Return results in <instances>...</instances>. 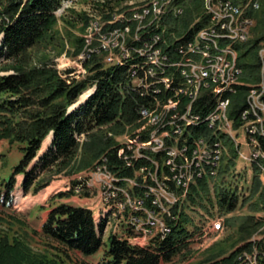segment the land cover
I'll list each match as a JSON object with an SVG mask.
<instances>
[{"label":"trees","instance_id":"trees-1","mask_svg":"<svg viewBox=\"0 0 264 264\" xmlns=\"http://www.w3.org/2000/svg\"><path fill=\"white\" fill-rule=\"evenodd\" d=\"M63 1L66 0H0V141L6 140L10 145L19 146L22 154L10 175L7 178H0V205L3 207L13 205V192L18 183V176L23 177L21 187L25 195L38 194L57 177L81 173L93 166L103 155L107 156L109 167L115 173L125 177L133 174L130 165L124 164L118 156L120 146L107 134L120 133L128 126L134 129L141 126L140 106L147 104L153 95L144 94L141 89L145 88L133 89L130 86V64L105 65L100 61L101 54L95 53L83 63L86 70L84 76L77 75L73 69L58 68L55 58L64 54L66 45L64 41L62 42L61 33L57 28L62 18L59 19L56 15ZM125 1L127 0L98 2V9L104 10L102 18L107 22L105 29L110 27L108 22L116 14L114 10ZM189 1L191 0H174V4L182 7ZM128 8L122 6L119 10L126 11ZM120 13L122 12L118 14ZM80 16L84 21L81 31L85 32L90 24V18H87L86 13ZM254 16L257 19L253 29L254 37L238 46L239 65L243 70L241 77L245 84L239 86L233 95L234 105L230 110V116L239 120L237 126L241 124L240 112L246 106L249 85L258 83L261 76L258 47L264 37V7L254 13ZM171 20L173 24L170 25V31L179 33L175 25L178 18ZM68 23L74 26L73 22ZM137 23L128 25L131 30L126 34L127 39H133L137 34L135 29ZM206 23L207 18L202 10L195 26L186 35L181 36L184 41L174 42L176 46H184ZM67 27L71 29V26ZM159 34H162V27L150 28L151 37ZM142 35L149 40V34ZM86 41L82 36L74 38V49L70 57H78ZM144 41L143 38V45ZM135 45L142 47L141 39H135ZM47 53H53V56ZM67 53L69 52H65ZM168 55L169 58H173L171 53ZM170 80L169 89H166L164 83V92H171L180 78ZM160 87L163 89L162 85ZM91 88H95L94 93L77 107L80 97ZM210 99L206 96L198 99L194 108H191V114L196 108L197 113L194 117L204 116L215 103L213 96L211 104L203 108ZM183 106L184 104H181L180 107H176L180 108L179 115H184L187 111V108H182ZM161 111L165 112L161 108L157 110L160 113ZM172 116L173 112H169L165 123L172 120ZM142 121L145 123L146 120ZM167 126L168 123L166 128ZM197 129L194 128L191 135L199 136V129L204 128L197 126ZM149 134L150 131H144L142 140H146ZM49 136L52 137L51 144L44 150L45 141ZM98 137L100 138L96 139ZM226 143L230 157L226 165L221 167L220 175L236 165L234 144L230 138L226 139ZM77 183L78 181L74 186ZM216 192L217 203L226 212H233L239 202L237 190L234 191L227 185L225 187L218 185ZM70 193L74 194V190ZM69 195L60 193L57 196ZM208 195L206 183L199 182L191 191L190 201L193 205L195 202L202 205V199L205 200V196ZM253 197H258V201L252 204L253 209L264 210V188L257 176L254 177L249 199ZM148 205H151V202ZM17 216L8 215L13 221L17 219L20 221ZM173 216L175 214L172 211L171 218ZM246 219L250 221L247 229L253 231L259 227L252 218ZM6 221L0 217V226H4ZM172 222L171 233L167 237H159L162 241H156L149 247L133 246L113 234L108 236L105 243L104 224L96 223L92 210L60 203L50 208L41 231L42 238L52 249L59 252L56 254L59 260L55 262V259L47 261L46 258H38L32 251L27 233L23 230L14 235L0 232V264H63L65 260L62 254L79 252L91 256L98 253L104 245V264L170 263L175 256L187 252L188 240L191 237L186 230L188 220L185 213H182L179 221ZM23 223L22 221L20 227ZM262 242L261 247H264ZM249 247L247 241H244L229 253L221 251L214 256H207L196 264H237L239 253ZM260 255H264V248H260Z\"/></svg>","mask_w":264,"mask_h":264},{"label":"built area","instance_id":"built-area-1","mask_svg":"<svg viewBox=\"0 0 264 264\" xmlns=\"http://www.w3.org/2000/svg\"><path fill=\"white\" fill-rule=\"evenodd\" d=\"M71 0L65 1L62 12ZM180 5H173V0H153V3H144L140 8L132 9L126 15H120L118 19H112L111 29H103V25L88 26L84 35L85 40L108 36V45L103 48L92 47L86 57L93 54H105L103 61L106 64L114 65L118 60H125L134 54L150 52V68H153V76H145V71L134 70L129 72L130 82L144 80L145 89H141L144 94H151L153 97L147 104L140 106V116L150 118V125H142V130L126 141L118 151V156L124 164L130 165L134 170V176L128 177V182H142V192H123V184H118V175L112 172L107 164V158L101 165H95L82 180L81 186L77 189L81 192L84 189L97 192L102 206L112 205L117 207L123 217L131 220L136 226L144 227V234L138 238H146L151 241L154 238L162 237L170 229L168 221H176L171 218V211L177 207V203H183V187H191L192 173H200V180L204 178V171H212L216 168V157H208V149L217 148L218 138L214 136L212 128V142H205L202 137V144L196 147L180 146V138L188 137L187 126L189 122H194L196 108L191 117L176 114V104L178 101H185L187 91L185 81L195 80V85L202 86V97L211 99L203 108L211 104L213 94L216 91H224L229 94V79L236 78L239 74L237 68L236 53L227 56H215L213 59H205V56L193 57L188 55V48L192 46H175L173 48V58L161 56V43L166 39L167 21L179 17ZM256 10V0H215L213 10L207 11L206 15L215 16L223 23V30H206V36H212L217 45L221 34H237L244 37V33L253 31L254 22H250V15H254ZM133 22H142L141 34H149V41L144 47H137L134 39H126L125 29ZM162 27V35L158 37L150 36V28ZM84 57V58H86ZM78 59L83 63V59ZM178 58H186L191 61V68H180ZM171 78L182 79L181 87H172V92H164V83H169ZM219 79V89L209 90V80ZM160 85L163 86L161 89ZM168 103L169 112H173L172 124L167 126L158 135H152L150 140H142L144 131H151V123L156 119H151V110L159 109V104ZM250 103L252 109L255 106H264L261 102V95L253 94ZM215 120H219L222 126H226L222 120V107ZM245 132L240 133L242 144L255 150H261L260 143H256L254 135L250 133L251 124H261L264 128V113H260V120L251 119V113H244ZM171 131L179 132V139L172 145H163V136ZM135 151H142V158H135ZM146 153H153V160H146ZM158 185H165L164 197L167 200V210L160 211V217H152V209H147L146 200L149 198L148 189H156ZM155 218H163L165 227L155 226ZM220 217L208 220L206 227L200 231V235L206 238L214 229L218 227ZM261 221V215H258ZM128 237V236H127ZM127 239V238H126ZM261 240L252 241L249 250H243L238 257V264H264V255H260Z\"/></svg>","mask_w":264,"mask_h":264},{"label":"rangeland","instance_id":"rangeland-1","mask_svg":"<svg viewBox=\"0 0 264 264\" xmlns=\"http://www.w3.org/2000/svg\"><path fill=\"white\" fill-rule=\"evenodd\" d=\"M74 1L75 0H71L68 4H66V7L63 9V11L58 12V15H57L59 19L62 18L59 21L57 28L59 29L61 33L62 42L64 41L66 45L64 49V54L60 57L55 58V62L58 65V68L61 70L73 69L75 70V73L77 75L81 74V76H84L86 74H84V71H82L83 69L81 68L80 62L77 61L74 57H70L71 56L70 54H72L73 49H74V38L81 37L82 34L87 32V30L85 32L81 31L84 21L80 15L84 13L87 14L88 16L87 18H90V26L103 25V29H105L104 27L106 23H104L105 21L102 18V13L104 10L98 9L97 7V5L99 4L98 2H100L101 0H77L75 2ZM146 1L147 0H127L121 3L120 6L116 8V10H114L116 14L113 15V19H118L120 15L128 14L134 8H140V6H142ZM210 1L211 0H191L182 6L183 9L179 10L180 17L175 22V25L179 29V33H176L175 31L171 32L170 28L173 24V20H166L168 22L167 23L168 31L166 33L167 43L163 42L165 45L163 47L168 46L167 47L168 53H171L173 55V48H175L176 44H172V43L183 40V37L181 36L186 35L195 26V24L198 22V20L201 17V13L203 9H204V15L207 18V23L204 27L206 29L208 28L211 15H206V12L212 11L209 9ZM256 1L259 2V7L256 8V10H254V13L259 12L264 7V0H256ZM173 5H175L174 0H173ZM122 6H127L129 8L126 11H120L119 9H121ZM66 8H67V11H65ZM119 12H122V13L118 14ZM250 20L251 22H254V26H253L254 28L257 23V19L254 15H250ZM68 21L73 22L74 26L70 25ZM108 23L110 26L108 29H111V22H108ZM67 25L71 26V29H69ZM204 27H202L203 29L201 28L200 30H198L199 32L196 31L198 32V35L200 34L202 30H205ZM135 29H136L137 34L141 33L142 22H138ZM253 36H254V31H253ZM251 37H252V34L248 33V36H247V39H245V42H247ZM143 38L145 39L144 41V45H145L148 43V39L144 35L141 34L140 37L135 38V39L136 40L141 39L142 46H144ZM193 39L194 38L191 37L189 41H192ZM107 45H108V36L90 38V41L89 40L86 41L85 47L81 55L78 57V59L86 57V54H88L89 51H91L92 47L103 48L104 46H107ZM67 51L69 53L65 54V52ZM47 54L50 56H53V53L51 54L47 53ZM258 55L261 61L260 80L256 84L249 85L247 98H246V106L244 107V110H241L240 112L241 114L247 111V109H249L250 106L252 105L250 101L253 98V94L261 95V99L264 98V37L259 43ZM88 59H90V57L84 58L83 62ZM236 60H237V67H239L241 72H239L236 78H234L235 81H233L234 82L233 85L236 87H239L245 84L242 82V77H241L243 74V70L239 65V51L237 52ZM129 64L133 68L140 66V62H137L136 60L129 62ZM114 65L119 66V63H115ZM136 88H140V87L138 85L133 86V89H136ZM87 91L85 93H87ZM236 92L237 90L231 91L229 95V101H227L226 103L227 109H226V114L224 117V122L230 125H232L231 121H234V119L229 116V113L232 108V105H234L232 103L233 95L236 94ZM201 95H202V90L201 91L199 90L198 96H201ZM187 104H190V103H187ZM163 105L168 106V103H161L159 105V108L160 106H163ZM79 106H80V103L77 105V107ZM178 107H180V105ZM255 107H258L259 109L262 108L261 113H264V106H255ZM258 108H255V109L257 110ZM161 110L166 111V115L163 119V116H164L163 111L157 114V117H158V120L156 121L157 124L155 122L151 123V125L154 127V128H151L152 129L151 136L158 135L159 131L164 130V125H166L164 120L165 118H167L169 109L161 108ZM176 114H180V108H176ZM154 116L152 117V119L154 118ZM184 117H189L188 113H185ZM142 119L146 120L143 125H150L149 118H142ZM172 121L173 120H170L168 122L170 123ZM237 123H239V120L236 121V124ZM141 129H142V126L140 127L139 130ZM134 130L136 131L134 132ZM139 130L138 128L134 129L133 127H130L129 129H126L125 131H122L120 133L112 132L111 134H107V136L113 137L115 140V144L118 143V145H123L126 141H129L133 137V135ZM243 132H244L243 129H240L237 133L234 132V130H232L231 134H233L234 137L237 138V137H240V133H243ZM169 134L170 132H168L167 134L163 136V142L165 139L169 137ZM149 136L150 135H148L146 140H148ZM99 138L100 137L96 139H99ZM50 144H51V141L46 142L44 145L45 147L44 150ZM226 150L227 152H225V155L228 154L227 145H226ZM136 153H138L139 156H142V151H136ZM237 153L239 157L238 150L236 152V155ZM21 157H22V154L20 153L19 146L10 145L8 141L6 140L0 141V178H7L10 175L13 166L19 162ZM149 157H150V154L146 153V160H148ZM229 157L230 156H228L226 160H224V162L222 163V168L226 165V162L228 161ZM78 158L80 159V156H78ZM104 159L105 157H103L101 161H99L96 165H101ZM236 160H237V156H236ZM246 167L250 170L248 166ZM242 169H243V165L240 164V159H239L238 161H236V165L234 168H231L225 174L220 175V178L216 180V182L212 183V189H210V194L208 196H205V200L202 199V202H203L202 205L196 204L195 201H194L195 202L194 205L192 202H189V204L186 205L187 206L186 214H187V220H188V223L186 225V230L189 232L190 235L194 236L196 233L200 235V231L204 227H206L208 220H209L208 218L211 216L224 217L225 228L223 224L222 229L211 232L206 238H203L202 236H198V237L194 236V240L189 243V247L185 254L175 256L170 263H163V264H196L200 262L201 260H203L204 258H206L207 256H214L221 251H224L223 253L225 252L229 253L232 251L233 248L243 243L244 241L249 242V241L261 240L263 241L262 244H264V226L261 229L260 227H257L253 231L247 229L248 228L247 224H250L249 223L250 221H247L246 218L250 217L255 222V220H257V215L264 214V210L255 211L253 209L252 204L258 201V197H253L252 199H249L251 189H248L247 192L246 190H243V189L241 190L240 188L238 189V186L240 187L241 185V181L244 180V178L248 177L245 171H242V173H240L239 170H242ZM78 174H75L73 176L63 175V176L57 177L55 179V182H52L50 186L40 191L38 194L29 193L26 195L24 194L22 187H21L22 182H23V177L18 176V183L15 188V191L13 192V196H14L13 205L11 207H3L0 205V217H2L3 220H7L8 222H10L8 224L6 223L7 221L4 222V226L7 228H4V226L2 227L0 226V232H7L10 235H14L24 230L27 233V238L29 240L32 251L34 254H37L38 258H46L47 261L55 259V262L59 260V258L56 257V254L59 252L55 249H52V247L48 245L47 241L41 236L42 225L45 223V221L48 218L50 208L60 203H67L71 205H80V204L87 205L88 200L86 198H89L90 205L94 204L95 200L97 201V198H95L93 194L91 195L87 194L85 196L86 198H81V197L76 196V194L70 193V190H73L74 184H76L77 182ZM118 178L122 179V182H125V183H134V182H128V177L118 176ZM136 183H137L138 190L141 188L143 189L142 182H136ZM218 185L219 187L220 186L225 187V185H227L232 190L234 191L237 190V196L239 197V202H238V205L236 206V209L233 212H229V213L226 212L225 209L222 208L219 205V203H217L218 201H217V196H216V193H217L216 189ZM50 188L52 189V192L46 195L45 192ZM164 190L158 186V192H161V191L164 192ZM151 191L152 192L156 191V189H151ZM60 193H69L70 195L64 196V197L57 196ZM184 196H187V193L183 192V197ZM107 206L108 205L102 206L100 215L101 217L105 218L108 225L113 227V230L116 234H121L122 237L127 238V239L132 237L131 240L133 241V243H138L137 244L138 246H140L139 245L140 243L141 245L149 244L150 241H147L146 238L137 239L136 238L138 237L137 234L135 233L129 234L128 233L129 227H128L127 222L125 223L124 227L121 230L117 231L116 230L117 219H115V217L118 216L119 214L117 210H115L114 211V213H116L115 216H113V214L110 212V216L106 215V217H104V211H105L104 208H106ZM9 214L18 215L17 218H20V221L18 219L16 221H13V219L8 217ZM22 221L24 222L22 225L23 227L22 226L20 227V225L22 224ZM261 221L264 223V215H261ZM11 222H14V224ZM109 232H110V228L108 227L107 230L104 231L105 243L107 242ZM62 257L65 260L63 264H104L103 263L104 249H101L98 253L91 255V256H85L79 252H70L67 255L62 254Z\"/></svg>","mask_w":264,"mask_h":264},{"label":"bare ground","instance_id":"bare-ground-1","mask_svg":"<svg viewBox=\"0 0 264 264\" xmlns=\"http://www.w3.org/2000/svg\"><path fill=\"white\" fill-rule=\"evenodd\" d=\"M145 3H153V0H147ZM213 4H215V0H211L209 2L210 10H213ZM258 7H259V2L256 1V8ZM210 18H211L210 19L211 22L209 21L208 28L206 30H223V23L220 22V20H218L217 17L211 16ZM130 30H131L130 26H128V28L125 29V36L126 34L130 33ZM198 32L194 33L195 34V36L193 37L194 39L192 41H188L184 46L193 45V47L188 48L189 56H193V57L205 56V59H213V54L215 56H227V54L236 53V57H237L238 46L240 44H243L245 42V39H247V36H248V33H244V37H238L237 34H229V36L228 34H221V36H219L220 45H217L215 39L212 36H206V34L204 33L205 30H202L199 35H198ZM161 35L162 34L153 35L152 37H158ZM134 38L135 37H133V39ZM164 42L167 43V38L165 39ZM163 46L165 45L162 42L161 43V56L169 58V55L167 52L168 46L166 47H163ZM104 47H107V46H104ZM134 60H136L137 62H140V66L134 67V68L131 66L130 72L134 70H142V71H145V76H153V68H150V63H149L150 52L134 54L133 56H129V58L125 60H118L116 63H119V66H126L129 64V62L134 61ZM179 63H180L179 64L180 68H191V61L187 60L186 58H179ZM239 72H241L240 69H239ZM233 81H235L234 78L229 79V88H230L229 94L224 93V91H216V93L213 94L215 103L210 107L209 110H207V113L202 117L200 116H197L196 118L194 117V122L188 123L187 133L189 134V136L180 138V146L196 147L202 144V137H204L205 142H212V132L208 131V128H212L214 136L218 138V141H217V148L208 149V157H216L217 159L216 168H213L212 171H204V178L213 179L218 175L221 161L225 156V152H227L226 144L224 142L223 137L230 136L235 142L234 145L239 152L240 161L242 160V162H244L246 166L250 168L249 170L250 174H252L253 171H256L259 174L261 180L264 182V128H262V125L261 124H251L250 126V133L254 135L255 142L260 143L261 145V150H255V152L253 151V148H250L247 145L242 144V139H240V137L236 138L234 137L233 134H231L232 130H234V132L237 133L240 129H243L245 132L244 113H251V119L260 120V113H261L262 108L259 109L258 107H255L258 109L257 110L251 109L252 108V105H251L250 108L247 109V111L243 112L240 115L241 124L239 126L236 125L235 119L234 121H231L232 125L226 124L224 122V117H225L226 109H227L226 103L227 101H229V95L231 91L233 90L236 91L238 89V87L233 85L234 83ZM170 83H171L170 79H169V83H165L166 89L170 88ZM135 85H138L140 88H145L144 80H136V81L130 82V86L132 88ZM181 86H182V79H180V81L177 82L176 87H181ZM185 88L187 91L186 99L185 101H178V104H176V107H178L181 104H184L182 108H187L186 113H188V116L191 117V108H194V104L196 103V101L202 98V95L198 96V91L202 90V86L195 85V80H188V81H185ZM218 89H219V79L209 80V90H218ZM92 93H93V89L88 90L87 93L81 96L77 104L84 103L91 96ZM261 101L263 102L264 98H262ZM187 103H190V104H187ZM219 107H222V120H223L224 125L226 126H222L219 120H215L216 114L219 113ZM160 108H168V106L163 105V106H160ZM159 113L160 112H157V109L151 110V119L155 115L153 119H156L155 120L156 124H157L156 121L158 120L157 114ZM163 113H164V116H163V119H164L166 115V111ZM167 123H168V126L172 124V122L170 123L167 122ZM197 126L200 128H204V129H199L200 131V134H198L199 136L191 135V133L194 131V128L197 129ZM151 128H154V127L151 125ZM165 128H166V125H164V129ZM151 131H150V134H149L150 136L148 140L152 138ZM177 139H179V132L171 131L169 134V137L164 140L163 145H172L174 141ZM51 140H52V137L49 136L47 140L45 141V143L50 142ZM149 154H150V157L148 158V160H153V153H149ZM135 158H142V156H139V154L136 153L135 151ZM199 180H200V173H192L191 184H195ZM118 184H123V192H138L136 182L125 183V182H122V179L118 178ZM158 186L163 190L165 189V185H158ZM189 188L190 187H183V192L188 193ZM142 191L143 189L141 188L139 192H142ZM51 192H52V189L50 188L45 192V194L47 195V194H50ZM164 193H165V190L164 192L163 191L161 192L153 191L152 192L151 189H148L149 198H154L152 200H148V203L151 202V205L147 206L148 203H146L147 209H152V217H160V211L167 210V200L164 197ZM183 198H186V196H184ZM182 204L183 203H179L178 208ZM104 210H105L104 217H106V215L110 216V212L113 214V216H115L116 213H114V211L117 210L119 214L118 216L115 217V219H117V224H116L117 231L121 230L124 227L125 223L127 222L128 227H129V230H128L129 234H133V233L137 235L144 234V227L136 226L135 224H133L131 220H128L126 217H123L122 213L120 212V210H118L117 207H112V205H108L106 208H104ZM178 217L179 216L176 214L175 216H173V218H176V221L178 220ZM155 219H157L155 220V226L165 227V220L163 218H155ZM223 224H224V220L222 218L220 219L218 227L214 229L212 232L222 229ZM170 232H171V228L167 232H165V234L162 237H167V235L170 234ZM119 235L121 236V234ZM131 238L132 237L128 239L131 241V243H133ZM133 244L137 245L138 243H133ZM139 245L141 247L146 246L144 244L141 245V243Z\"/></svg>","mask_w":264,"mask_h":264},{"label":"crops","instance_id":"crops-1","mask_svg":"<svg viewBox=\"0 0 264 264\" xmlns=\"http://www.w3.org/2000/svg\"><path fill=\"white\" fill-rule=\"evenodd\" d=\"M54 182H55V181H54ZM76 206L87 207L85 204H80V205H76Z\"/></svg>","mask_w":264,"mask_h":264}]
</instances>
